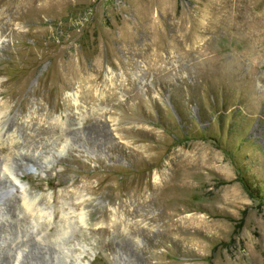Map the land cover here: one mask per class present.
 <instances>
[{"label":"rangeland","instance_id":"rangeland-1","mask_svg":"<svg viewBox=\"0 0 264 264\" xmlns=\"http://www.w3.org/2000/svg\"><path fill=\"white\" fill-rule=\"evenodd\" d=\"M0 182V264H264V0H0Z\"/></svg>","mask_w":264,"mask_h":264},{"label":"bare ground","instance_id":"bare-ground-1","mask_svg":"<svg viewBox=\"0 0 264 264\" xmlns=\"http://www.w3.org/2000/svg\"><path fill=\"white\" fill-rule=\"evenodd\" d=\"M17 10V9H16ZM18 11V10H17ZM91 134H94L95 136H98V137H101V136H104V133L99 129V130H97V129H92V132H91ZM2 186V182H0V187ZM7 207H8V210L10 211V212H14V208H15V206H14V203H12V202H8V205H7Z\"/></svg>","mask_w":264,"mask_h":264},{"label":"trees","instance_id":"trees-1","mask_svg":"<svg viewBox=\"0 0 264 264\" xmlns=\"http://www.w3.org/2000/svg\"><path fill=\"white\" fill-rule=\"evenodd\" d=\"M243 183L245 184L246 188L249 190V185L247 184V182L243 180Z\"/></svg>","mask_w":264,"mask_h":264}]
</instances>
